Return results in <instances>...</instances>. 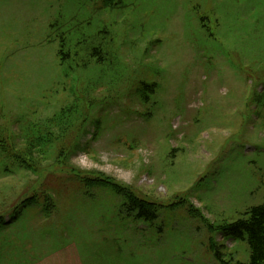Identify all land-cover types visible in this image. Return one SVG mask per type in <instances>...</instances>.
Here are the masks:
<instances>
[{
    "label": "rangeland",
    "instance_id": "1",
    "mask_svg": "<svg viewBox=\"0 0 264 264\" xmlns=\"http://www.w3.org/2000/svg\"><path fill=\"white\" fill-rule=\"evenodd\" d=\"M117 1L0 0L4 156L86 113L69 158L1 166L0 264L247 262L217 226L264 203V0Z\"/></svg>",
    "mask_w": 264,
    "mask_h": 264
},
{
    "label": "trees",
    "instance_id": "2",
    "mask_svg": "<svg viewBox=\"0 0 264 264\" xmlns=\"http://www.w3.org/2000/svg\"><path fill=\"white\" fill-rule=\"evenodd\" d=\"M105 3L109 6L112 5L108 4L107 0H105ZM64 37L65 36L62 34L60 38V49L58 51V57L61 64L65 63V53L63 50ZM93 51L94 54H96L97 48H95ZM104 59V57L99 58L101 61ZM146 87V83L141 85L139 89V97L141 95L145 98L149 92H152V89L145 90ZM88 103L90 105L91 101ZM78 109V105L71 107L67 106L64 110L54 114L50 119L47 120V123L56 125L53 127L58 129L59 133L52 132L51 134L49 131L46 133L43 131V134H41L40 131L38 134L37 130L35 135H28L27 133L23 134V146H21L19 149H16L13 144V147H9V150H7L8 152H13L14 154L4 156L3 151H5V148L1 144V141H3L4 137L0 136V169L2 170L1 166L4 164L5 166L3 170H7L6 158L9 157L12 159V162L15 163V167L17 165H23L21 167L22 169L36 172V169L33 168V155L35 152L38 154V156L43 155L48 158L49 155L46 156L45 151L50 152L51 150H54L55 154L53 159L56 162L64 155H66V158H69L74 149L79 145V136L85 131L84 122L86 119V113L83 116H80L78 119ZM77 120L79 123L76 122ZM30 127L32 130L40 129V127L34 128L32 125H30ZM26 158L29 160L25 161ZM22 160L25 162H22ZM80 182L85 184L82 181ZM27 202L30 203L33 202V200L30 199L27 200ZM128 210H131L129 214L132 213L133 217L139 220L151 221L157 216V213L155 209L152 208V205L145 202L144 200L133 197L130 198V202H128ZM217 229L219 232H222L229 237L246 241L250 251L248 262L228 261L225 262V264H264V203L251 206L246 211L245 217L238 218L230 222H224L218 225Z\"/></svg>",
    "mask_w": 264,
    "mask_h": 264
}]
</instances>
